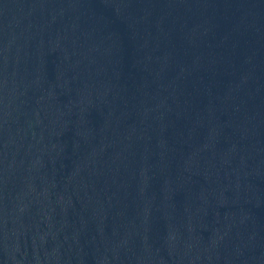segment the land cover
Here are the masks:
<instances>
[{
    "label": "water",
    "instance_id": "obj_1",
    "mask_svg": "<svg viewBox=\"0 0 264 264\" xmlns=\"http://www.w3.org/2000/svg\"><path fill=\"white\" fill-rule=\"evenodd\" d=\"M0 264H264V0H0Z\"/></svg>",
    "mask_w": 264,
    "mask_h": 264
}]
</instances>
